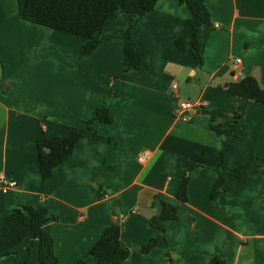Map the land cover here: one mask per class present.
<instances>
[{
	"label": "crops",
	"instance_id": "1",
	"mask_svg": "<svg viewBox=\"0 0 264 264\" xmlns=\"http://www.w3.org/2000/svg\"><path fill=\"white\" fill-rule=\"evenodd\" d=\"M205 2L212 20L198 29L200 65L189 43L179 49L174 42L188 7L157 0L132 26L141 67L113 78L124 68L125 12L108 18L101 42L80 57L83 37L22 19L17 0H0V176L17 182L6 192L0 186V231L13 209L45 206L57 216L48 223L59 263L85 257L96 264L87 253L115 211L121 244L130 249L124 264H207L224 250L226 264H264V103L218 88L248 75L264 88V0ZM103 95L112 122L87 130L84 120ZM181 100L201 106L182 119ZM207 112L223 121L240 114L237 131L216 134ZM232 127L227 122L223 130ZM82 128L71 156L43 178L38 142ZM207 147L206 156L224 153L226 168L251 161L248 174L228 179L217 200L210 197L215 165L189 170L192 154ZM142 151L149 158L140 163ZM188 170L187 200L180 202L175 194ZM155 194L179 208L164 231L149 223ZM151 237L157 246L140 252ZM38 245L25 239L0 252V264H25L29 247L27 264H40Z\"/></svg>",
	"mask_w": 264,
	"mask_h": 264
},
{
	"label": "trees",
	"instance_id": "2",
	"mask_svg": "<svg viewBox=\"0 0 264 264\" xmlns=\"http://www.w3.org/2000/svg\"><path fill=\"white\" fill-rule=\"evenodd\" d=\"M156 2L157 0H17V5L18 14L22 19L83 37L85 42L80 49V57L89 54L101 42L102 26L106 20L117 12H125L129 17V22L124 33L126 37L123 45L124 68L113 76V78H117L130 69L141 67L143 53L131 35L132 26L135 19L153 9ZM177 2L188 7L190 16L185 20L184 29L176 35L175 45L179 49H184L189 43L191 53L197 65H200L202 54L198 29L211 24L210 12L205 0H177ZM218 88L253 103H264V88L259 85L255 77L250 75L236 81H229ZM207 113L210 116L211 128L216 134L230 136L237 131V119L240 114H234V119L231 121H223L219 120L215 114ZM111 122L112 116L103 95L84 123L87 130H91L93 123L105 125ZM227 122L233 124L229 132L223 130V125ZM85 133L83 128L72 129L67 135L44 137L38 142V161L43 178L50 177L54 168L71 156L75 145ZM92 133H96V131H92ZM209 151L210 148L207 147L199 153L192 154L193 162L189 170L204 164L215 165L216 179L210 197L217 200L228 179L243 178L248 174L251 161L226 168L224 153L221 151L218 155L206 156ZM260 169L262 168L260 167ZM189 170L182 177L175 194L176 199L180 202L187 200ZM95 181L97 188L101 190L98 175H96ZM151 206L157 208V212L149 217L150 226L155 230L164 231L166 221L179 219L178 206L163 200L157 194L153 196ZM112 215L114 216L113 222L103 229L87 253L95 258L96 264H124L130 254V249L124 247L120 241L122 221L115 211H112ZM50 218L56 219L57 216L50 217L48 208L45 206L35 207L24 204L13 209L6 214L3 220L0 231V252L11 250L25 239H29L31 243L38 240L39 263L60 264L54 252V239L48 223ZM157 244V238L151 237L147 242L138 246V249L142 253H148ZM27 252L28 258L25 260V264L29 261L30 247ZM224 255L225 250L211 256L207 264H226ZM76 264H87L86 258L78 259Z\"/></svg>",
	"mask_w": 264,
	"mask_h": 264
},
{
	"label": "built area",
	"instance_id": "3",
	"mask_svg": "<svg viewBox=\"0 0 264 264\" xmlns=\"http://www.w3.org/2000/svg\"><path fill=\"white\" fill-rule=\"evenodd\" d=\"M214 27H218V24H213ZM240 62L239 59H235V63L237 64ZM171 87L173 89L177 88L176 83H172ZM201 106L200 103H196L193 100H181L176 108V113L182 115V119L187 118V112L191 110L192 108ZM149 158V152L142 151L138 156V162L143 163ZM0 186L3 192H6L10 188H14L17 186V182L14 180H6L4 176H0Z\"/></svg>",
	"mask_w": 264,
	"mask_h": 264
}]
</instances>
